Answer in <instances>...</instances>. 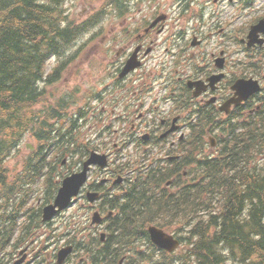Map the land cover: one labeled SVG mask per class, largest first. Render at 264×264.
Wrapping results in <instances>:
<instances>
[{
	"label": "trees",
	"instance_id": "trees-1",
	"mask_svg": "<svg viewBox=\"0 0 264 264\" xmlns=\"http://www.w3.org/2000/svg\"><path fill=\"white\" fill-rule=\"evenodd\" d=\"M64 2L0 0V234L3 242L11 241L17 230L14 219L26 210L18 209L15 218V214L7 215V210L3 211L13 206L12 201L23 190L18 182L26 184L46 176L52 192L57 187L56 178L62 174L49 160L50 151L57 147V139L73 138L71 130L66 134L57 130L62 119L58 107L44 112L35 109L39 103H46L41 84L51 78L46 73L49 59L67 51L80 33L79 28L71 29L65 24ZM261 100L264 103V96ZM249 110L251 103L240 108L236 121L235 117L226 121L200 118L195 149H189L180 164V167L184 164L197 167L194 173L199 175L191 179L190 185L182 180L179 192L161 190L173 174L154 173L146 180L141 179L127 194L112 198L110 209L119 212L111 220L109 240L116 241L118 258L140 242H148L151 247L146 228L155 224L171 230L179 226L177 232L183 235L181 240L187 249L174 258L154 248L143 259L149 264H264V166L258 163V157L264 155V104L252 115L245 114ZM212 124L227 132L213 158V155L202 156L206 152L205 129L208 125L213 129ZM37 128L42 132L38 137L46 144L25 161L23 172L17 175L24 179L9 180L5 163L19 149L24 137ZM70 141L63 148L70 147L73 140ZM86 154L82 153L81 158ZM53 197L48 198L49 203ZM156 256L157 260H153Z\"/></svg>",
	"mask_w": 264,
	"mask_h": 264
},
{
	"label": "rangeland",
	"instance_id": "rangeland-1",
	"mask_svg": "<svg viewBox=\"0 0 264 264\" xmlns=\"http://www.w3.org/2000/svg\"><path fill=\"white\" fill-rule=\"evenodd\" d=\"M161 1L163 2L164 5L165 4L168 5L167 9H169L170 14L173 15L174 17L182 13L183 8H185V6H179L178 3H176L175 5V0H161ZM206 1L208 2L209 6L212 5L213 3V0H206ZM245 1L246 0H227V2H225L224 5L222 6L220 7L211 6L205 9V11H202L201 10L202 8H200L199 6L192 5L189 10V13L193 12L196 14H200V13L203 14V17L201 18L195 17V19L191 23V26L192 27L197 26L203 32V34H205L206 38L209 37L208 34H210L211 32L215 33V31L219 30V27H217V24H214L215 21L210 20L211 17H214L213 12L214 11L223 12V23L220 26V28H225V30H227V33L229 34L228 54H230L229 61L232 62L231 64L232 68L235 62H239L240 60L241 61L246 60L245 57H243L244 53H243L242 47L238 46V43H239L238 41L243 39L244 36L247 35L249 28H250V24L256 19V16H257V19L264 16V0H254V4L250 6V8H247L244 5ZM102 2L103 1H100V2L94 1V2H90L87 4L85 0H74L73 2H68L66 4V7L68 6L67 8L69 11L70 18L72 20L83 21L85 19L90 18V16L94 14L95 10L101 5ZM106 20L107 19L105 18L102 19V21H106ZM105 26H107L108 28L110 27L108 22H105ZM215 26L218 29L214 28ZM109 30H106L105 33L97 34V32L94 31L93 29V34L91 33L88 36L90 38L93 35V39H94L93 41H90L84 45H82L83 43L81 42L80 45L78 44L75 47H73L69 55L65 57L64 59L67 61V63L66 61H63L65 65L61 68V72L63 73V75L61 76L62 79L60 81V84L54 89L49 90L46 96L47 97L46 100L50 102L52 100L56 101L60 99L61 97L66 96L67 94H74L73 100L75 103L69 102V107H68L69 113L65 115V117L60 121V124H59L65 129L71 128L70 119H72L73 121H77L78 123V120L72 114L76 113L82 106H84V103L82 100L85 96V93L88 92L92 88V85H97L99 83H102L106 78L105 66L107 65H104L103 62H105L104 60L109 58V55L107 54L108 48L113 46L108 41L111 35ZM105 35L108 40L106 42H103ZM219 36L221 35L215 34V37L219 38ZM83 40L88 41L87 38H84ZM214 44L220 45L221 39H219V41ZM215 45L214 47H216ZM214 47H212L211 49H215ZM160 49L158 50V52L155 53V55H153L154 59H150L148 61L149 63L148 66H150L151 68H156L155 65L159 64V61L166 60L164 52L161 51ZM169 59L170 57L167 59V61H169ZM57 64H58L57 59L52 60L51 64L48 67V72H50V70L52 72L54 68L57 67ZM241 71H242V74L247 73L248 77L252 76L249 73V70H247L246 68H242ZM140 85H141L140 87L138 85V87L136 86L134 88V92L140 90L142 92V96H144V93H146L149 90V87L158 85V83L153 82V81H148ZM78 88H80L79 92L76 91ZM124 103L128 104L127 102H124ZM102 105L103 104L101 103L99 99L91 102L87 111L85 112L86 116L90 119L87 120L86 122L81 121L80 122L81 128L77 129L76 127V129L74 130V133H76L80 139L78 141L80 152H81V146L82 148H84L85 147L84 145L89 144L91 147L92 142L94 140L93 137L95 135L98 137L102 129L104 130L107 127L109 128L110 126L112 127L115 126V128L118 129V133H116V135H118L119 139L122 138L121 130L126 129V127H124L123 125H120L116 121V119L110 117L108 114L98 115L97 112L99 110H102ZM36 110L44 112L47 110V108L38 107ZM117 112L118 111L116 110V113ZM86 124H88V126H86ZM216 135H221V134L218 133ZM216 135L211 134L213 138L218 139L219 136L216 137ZM108 141L109 139L105 140V142H108ZM36 144L37 142L35 139H33V135L28 133L25 136L20 149L14 154V156L11 159H8L7 162L5 163V166L8 170L9 180L16 179L17 175L23 172L24 164H25L24 159L30 153V148L28 147V145L33 146V148L35 149ZM218 146L219 145L216 144V148ZM107 149L108 148H106L105 151ZM128 154L131 155V150L128 152ZM73 155L75 157L74 159L77 162V164L71 165L68 162H66L65 166L62 165V168L59 169L62 175L65 177L71 175L72 173H75L77 171V168L79 167V162H81L82 160L81 154L80 155L73 154ZM135 156L136 154L134 153V156L133 157L131 156V158H134ZM258 163L261 166H264V155H261L258 157ZM93 178H95L94 173L92 175V179ZM61 181H62V178H59L58 182H61ZM35 184L37 186L35 196L36 198H38L37 190L43 186L40 182L39 183L36 182ZM54 191L55 190H53V192ZM39 197H41V200H36V198L35 199L27 198L28 203H30L27 208H31L32 212L36 211L35 209L37 206H40L45 202L46 195L44 193L41 192ZM22 201L23 200L20 197H17L15 200H13L12 209L14 211L16 209H22V206H23ZM82 204L83 202H79L74 208L67 211L62 217L57 218L49 230L44 229L42 227H40L39 229L36 223L33 221L31 229L33 231L37 229L39 230H37L36 232L28 230L25 234L26 236L31 237V243L34 247L33 249L37 251L40 255H47V254H50L52 251H55L58 248L60 249L61 246H63L64 242L62 238L61 239L59 238V236L65 233L63 231L55 232L54 229L60 224V222L61 224L65 223L66 220L70 218V216L74 217L75 219L80 220L81 222H86L87 220L91 222L92 213L91 212L88 213L87 209H86L87 211L82 209ZM12 209H9L7 212L13 213ZM82 216L85 218V221L81 219ZM22 221H23V217H20L17 220L18 222L17 226L19 228H23V226H20L22 224L21 223ZM28 222L29 221L26 220V223ZM106 226H107V223L103 225L104 229H106ZM20 236L21 234L17 236V239H19ZM55 236H57L58 238L57 237L55 238ZM47 237L48 238L51 237L55 239L54 240L51 239L48 243L46 239ZM21 247L22 245L17 246V248L14 251V254H16L17 251ZM184 247L185 246H181V248L177 251L176 254L179 255V253L183 250ZM23 249L24 248H21L19 252ZM2 251L7 253L9 250H2ZM13 259L14 258H12L11 261Z\"/></svg>",
	"mask_w": 264,
	"mask_h": 264
},
{
	"label": "flooded vegetation",
	"instance_id": "flooded-vegetation-1",
	"mask_svg": "<svg viewBox=\"0 0 264 264\" xmlns=\"http://www.w3.org/2000/svg\"><path fill=\"white\" fill-rule=\"evenodd\" d=\"M223 1V0H222ZM155 1L143 0L142 8H140L139 15H132L130 17H124L120 22L118 30V38L114 40L115 47L111 48L110 53L115 52L116 58L113 62L112 70L114 75L121 73L125 62L128 57L135 52L137 49L140 51L139 60L141 68L124 80H120L117 77L114 78L112 84L105 86L99 91L98 99L101 101L102 112H107L108 108L115 107L118 112L124 113L123 117L130 122L132 126L131 130L134 131L138 136L142 133L150 135V139L156 141L161 140L160 135L170 131L172 124L171 121L167 120L162 123L161 126H154L152 114H160V110L156 104L147 96L142 94H134L132 98L125 101L126 97L120 94L116 84H126L125 91H129L131 87L135 85L153 81L156 78H151L153 75L162 78L165 84H169L171 80H174L178 85L179 90H185V85L188 81H207L211 76L220 74L214 66L212 60L215 57V53L211 50L212 45H205V40L195 32H191L188 28H177L179 20H172L169 15L161 16L165 17L164 21L159 22L155 26L153 25L161 12L158 6L159 3H153ZM182 26V25H181ZM218 32V31H216ZM215 32V33H216ZM220 31L218 33H222ZM227 35L224 32L221 40L223 42L221 46V52L226 53L225 40ZM212 36V35H210ZM196 37L201 42L199 47L193 48V38ZM161 48V49H160ZM258 48V49H257ZM164 52L166 60L159 61L156 64V68L148 66V61L154 59L158 50ZM262 49L261 47H255V56L257 63V50ZM170 57L169 61L167 59ZM169 63H173L172 66ZM160 66V67H159ZM229 72V63L227 58L226 73ZM144 74V76H143ZM134 77V78H133ZM225 80H223L217 87L216 91L211 88L203 95L201 101H207L209 98L215 97L219 99L221 96L225 98L228 96V91L225 87ZM141 92V91H140ZM127 102L128 104H125ZM116 110H112L115 114ZM180 121L177 122L176 126H179ZM176 133H172L168 138L174 137ZM94 242H97L95 239ZM79 260L80 264H95L94 257L89 254L82 256ZM51 259V258H50ZM32 261L29 264H34ZM48 264H53L48 262ZM69 264H76L75 259H71Z\"/></svg>",
	"mask_w": 264,
	"mask_h": 264
},
{
	"label": "water",
	"instance_id": "water-1",
	"mask_svg": "<svg viewBox=\"0 0 264 264\" xmlns=\"http://www.w3.org/2000/svg\"><path fill=\"white\" fill-rule=\"evenodd\" d=\"M261 32H264V20L259 25H257V28H252L251 34L249 36L250 43H255L256 34L258 42V35ZM136 66L137 65L134 62V59L132 61H129L125 73H129L131 70L135 69ZM234 89L237 90V95H239V99H237L238 102H241L250 97L253 93L260 91L258 83L246 80L239 81ZM91 165H99L101 167H105L107 165L106 157L93 154L90 160L86 162L82 173L74 174L73 176L65 180L63 187L60 190L59 195L55 201V204L46 207L44 210L45 221L51 220L58 214L59 211L66 209L71 204L72 198L79 195L82 186L87 180V173ZM95 198H97V195L89 196V199L91 201H94ZM57 208L59 210H57ZM96 221H99L98 217H96ZM150 232L154 242L157 243L158 246L169 251H174L177 248L178 243L175 242L172 237H168L154 228H151ZM69 252L70 249H67L60 253V263L63 262V259L67 257Z\"/></svg>",
	"mask_w": 264,
	"mask_h": 264
}]
</instances>
